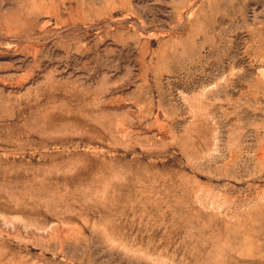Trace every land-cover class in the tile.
Listing matches in <instances>:
<instances>
[{
  "label": "rangeland",
  "instance_id": "1",
  "mask_svg": "<svg viewBox=\"0 0 264 264\" xmlns=\"http://www.w3.org/2000/svg\"><path fill=\"white\" fill-rule=\"evenodd\" d=\"M0 264H264V0H0Z\"/></svg>",
  "mask_w": 264,
  "mask_h": 264
}]
</instances>
